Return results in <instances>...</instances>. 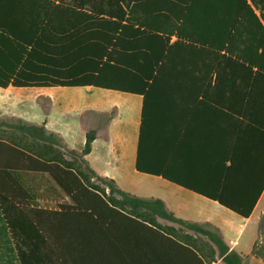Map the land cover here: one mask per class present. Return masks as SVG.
Returning a JSON list of instances; mask_svg holds the SVG:
<instances>
[{
    "label": "trees",
    "instance_id": "16d2710c",
    "mask_svg": "<svg viewBox=\"0 0 264 264\" xmlns=\"http://www.w3.org/2000/svg\"><path fill=\"white\" fill-rule=\"evenodd\" d=\"M72 1L76 6L81 1L92 6L91 0ZM98 5L95 15L83 14L84 29H63L67 11L77 10L64 0H0V89L89 86L142 96L137 170L180 184L249 218L257 193L248 208L239 202L238 194L225 195V188L235 185L230 175L236 164L232 158L225 170L230 176L218 184L217 191L214 185L212 190L205 187L203 177L199 185L181 184L172 177L176 158L172 142L154 140L152 135L163 134L156 124H171L178 100L183 112L197 100L187 96V80L176 78L188 74L189 54L197 48L209 47L212 55L225 52L237 63L233 67L240 77L231 78L229 84L243 93L239 102L245 108L240 113L243 122L251 118L248 111L253 108L261 109L264 116V0H100ZM220 5L228 6L230 16L217 17L213 24L221 28L227 22L229 29L191 31L206 29L214 15L222 14ZM162 23L173 28L161 29ZM239 41L246 47L233 48ZM179 92L184 94L181 99L176 96ZM94 136L93 132L87 135L80 153L54 154L51 149L57 141L43 126L17 124L0 131V264H69L60 256V243L51 240L54 227L46 218L50 212L37 208L31 175H48L74 208L102 200L96 193L101 186L94 180L105 183L133 208L150 207L89 168L84 156L90 153ZM259 188L260 196L264 177ZM211 238L225 264H242V257L228 253L221 241Z\"/></svg>",
    "mask_w": 264,
    "mask_h": 264
},
{
    "label": "crops",
    "instance_id": "0c3cea01",
    "mask_svg": "<svg viewBox=\"0 0 264 264\" xmlns=\"http://www.w3.org/2000/svg\"><path fill=\"white\" fill-rule=\"evenodd\" d=\"M91 1L92 6L83 1L76 6L72 0H64L77 10L67 11L63 29H84L83 14L95 15L99 7L100 0ZM220 7L222 14L214 15L206 29L191 31L229 29L227 22L221 28L213 24L217 17L230 16L227 5ZM172 26L159 25L161 29ZM174 41L176 36L171 38ZM246 45L239 41L233 48L240 50ZM208 48L189 54L188 74L176 77L187 80V96L197 100L186 112L178 100L171 124H156L163 134L154 133L152 139L172 142L176 153L172 177L178 183L199 185L203 177L205 187L212 190L214 185L217 191L218 184L231 175L235 185L226 187L225 195L238 194L246 208L257 193V203L247 219L180 184L137 170L142 96L89 86L0 89V116L20 120L0 121L4 129L17 124L43 126L57 141L51 149L54 154L66 150L80 153L87 135L93 132L91 151L84 156L89 168L97 176L113 180L119 191L150 204L133 208L123 196L103 186L96 192L102 200L74 208L48 175H31L35 199L45 200L37 208L50 212L46 218L54 227L51 240L60 243V256L67 263L225 264L213 237L228 253L242 257V264L247 260L264 264V191L259 196L260 179L264 177V116H260L261 109L253 108L248 111L251 118L243 122L240 113L245 108L239 104L243 93L229 84L231 78L240 77L233 67L237 63L226 58L225 52L212 55ZM176 96L181 99L184 94ZM63 158L72 161L64 154ZM230 158L236 164L233 173L227 175Z\"/></svg>",
    "mask_w": 264,
    "mask_h": 264
},
{
    "label": "rangeland",
    "instance_id": "374dc122",
    "mask_svg": "<svg viewBox=\"0 0 264 264\" xmlns=\"http://www.w3.org/2000/svg\"><path fill=\"white\" fill-rule=\"evenodd\" d=\"M0 101H1V99H0ZM2 113H3V110H2V108H1V104H0V115H1ZM0 121L14 122V121H20V120H18V119H16V118H8V117H6V116H0ZM3 130H4L3 126H0V131H3ZM28 179H29V181L31 182V184L33 185L34 178L29 177ZM34 182H35V181H34ZM93 182L96 183V184H98V185L101 186V187L105 186V183H102V182H99V181H96V180H94ZM102 185H103V186H102ZM41 195H42V194H41ZM46 196H47V195H46ZM49 196H51V195H49ZM36 201H37V204H39V205H41V203H42V205L45 204V200H44V198H42V199L40 200V202H38V200H36ZM245 264H250V263H249L248 260H247Z\"/></svg>",
    "mask_w": 264,
    "mask_h": 264
}]
</instances>
